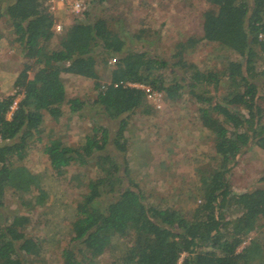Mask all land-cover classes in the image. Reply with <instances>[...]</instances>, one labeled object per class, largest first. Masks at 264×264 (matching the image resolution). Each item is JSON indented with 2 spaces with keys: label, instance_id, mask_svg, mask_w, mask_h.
<instances>
[{
  "label": "trees",
  "instance_id": "obj_1",
  "mask_svg": "<svg viewBox=\"0 0 264 264\" xmlns=\"http://www.w3.org/2000/svg\"><path fill=\"white\" fill-rule=\"evenodd\" d=\"M45 2L0 0V19L23 62L12 80L13 93L0 97V208L8 191L27 210L46 207L45 179L24 161L32 145L42 140L46 115L57 121L63 105L71 113L83 107L81 99L67 97L62 73L93 80L92 102L110 119L135 112L154 114L145 88L133 84L161 93L168 101L186 94L198 104L197 118L210 132L216 154L215 165L200 170L197 196L186 211L148 201L127 176L125 158L121 172V164L107 151L112 143L125 152L126 119L120 120L114 137L107 127L94 125L78 145L52 136L43 143L42 152L57 175L71 164L95 171L92 177H74L85 191L75 205H67L70 239L59 253L61 262L97 264L108 253L116 264H176L182 254L180 264H264V189L234 193L229 184L238 155L252 146L264 150V66H256L264 61V0H208L200 36L177 43L171 63L128 49L104 18L87 19V9L63 25ZM54 18L65 26L63 32L53 31ZM202 41L216 43L238 58H227L219 68L201 69L183 55ZM110 57L114 62L109 79L101 82L98 66ZM222 84V93L211 94L209 88L220 91ZM33 190L31 201L26 195ZM104 193L113 198L102 208L98 201ZM30 221L28 214L15 212L0 222V264H42L44 239L29 234ZM44 222L45 236H50L52 223ZM252 231L263 239L251 238L238 250ZM119 243L123 247L116 253Z\"/></svg>",
  "mask_w": 264,
  "mask_h": 264
},
{
  "label": "rangeland",
  "instance_id": "obj_2",
  "mask_svg": "<svg viewBox=\"0 0 264 264\" xmlns=\"http://www.w3.org/2000/svg\"><path fill=\"white\" fill-rule=\"evenodd\" d=\"M250 2V0H247ZM208 0H107L102 4L87 6V19L104 18L108 26L120 34L126 47L132 50L147 51L168 62H173L177 52V43L185 42L189 37L201 34L202 12L209 7ZM60 12V11H59ZM58 13V12H57ZM56 19L70 23L74 16L60 12ZM64 25V24H63ZM65 26L62 27L63 32ZM0 97L13 93L12 80L23 64L21 51L16 43L9 42L11 36L0 19ZM56 37V36H55ZM55 43V38L53 43ZM188 62L195 63L201 69L223 65L227 58L236 59L237 55L216 43L199 42L188 47L183 55ZM100 59V58H99ZM107 59L106 65L98 66L99 80L109 79L112 64ZM259 60L256 66H264ZM33 71L29 75L32 76ZM67 97H77L84 104L80 112L71 113L67 105H63V114L55 121L45 116L42 140L32 145L24 163L32 172L43 175L49 196L45 206H36L27 210L8 191L4 199V207L0 208V222L12 213H25L31 218L28 225L29 234L44 239L42 264H62L59 253L70 239L65 223L69 210L67 205H75L81 198L85 188L74 177L94 176L95 171L89 165L71 164L64 173L57 175L49 166L46 155L42 152L43 143L49 138L60 137L72 145L81 143L85 135L91 132L94 125L108 128L114 137L121 119L127 120L124 129L125 152H118L112 143L107 151L121 164L126 160L127 176L137 185L148 201H156L164 206L180 207L186 211L193 205L197 196L200 170L210 169L216 163V154L212 146L210 132L202 128L197 118L198 104L188 95L183 94L176 101L166 100L161 93L148 99L155 111L152 115L139 112L130 113L117 119H110L100 106L92 101L96 90L93 80L77 75L62 73ZM262 79V78H261ZM220 91L211 94L219 95ZM264 122V97L260 101ZM127 181L124 180V186ZM230 188L234 193L264 189V150L252 146L237 156L229 174ZM36 191L27 193V199L33 201ZM111 194L104 193L98 205H105L112 200ZM199 200H197L198 202ZM45 220L52 223L49 235L43 231ZM262 235L252 231L238 247L240 250L251 238ZM123 243L117 245L120 252ZM185 254L179 259V264ZM97 264H116L106 253L98 259Z\"/></svg>",
  "mask_w": 264,
  "mask_h": 264
},
{
  "label": "built area",
  "instance_id": "obj_3",
  "mask_svg": "<svg viewBox=\"0 0 264 264\" xmlns=\"http://www.w3.org/2000/svg\"><path fill=\"white\" fill-rule=\"evenodd\" d=\"M90 0H46V5L48 6L49 11L52 14H56L57 12H64L67 14H70L74 17H82L83 12L86 10L87 6L89 5ZM53 31L55 32H61L62 31V25L59 21H57L54 18V24H53ZM110 64H113L114 58L110 57V60L108 61ZM134 86H139L142 88H145L147 91V98L152 99L156 96V94L153 91H150L148 87H144L142 85L133 84ZM17 99L11 106V111L8 115L12 113V111L15 108ZM179 264V261L176 263Z\"/></svg>",
  "mask_w": 264,
  "mask_h": 264
},
{
  "label": "crops",
  "instance_id": "obj_4",
  "mask_svg": "<svg viewBox=\"0 0 264 264\" xmlns=\"http://www.w3.org/2000/svg\"><path fill=\"white\" fill-rule=\"evenodd\" d=\"M60 12L56 13V14H59Z\"/></svg>",
  "mask_w": 264,
  "mask_h": 264
}]
</instances>
